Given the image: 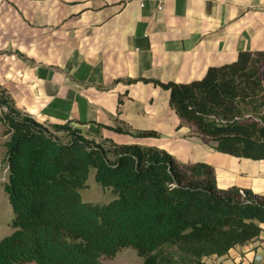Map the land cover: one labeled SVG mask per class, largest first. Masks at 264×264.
<instances>
[{
	"label": "trees",
	"instance_id": "1",
	"mask_svg": "<svg viewBox=\"0 0 264 264\" xmlns=\"http://www.w3.org/2000/svg\"><path fill=\"white\" fill-rule=\"evenodd\" d=\"M151 82L169 90L179 126L203 143L264 159V51H240L201 79ZM0 123L7 137L3 188L13 211V230L0 238V264H104L102 255L123 247L136 249L144 264H203L261 232L264 194L219 188L209 163L183 162L157 146L97 140L74 120L38 121L16 107L1 83ZM97 124L158 136L123 122ZM91 169L115 194L108 202L82 200Z\"/></svg>",
	"mask_w": 264,
	"mask_h": 264
},
{
	"label": "crops",
	"instance_id": "2",
	"mask_svg": "<svg viewBox=\"0 0 264 264\" xmlns=\"http://www.w3.org/2000/svg\"><path fill=\"white\" fill-rule=\"evenodd\" d=\"M244 50L264 51V0H0V83L19 110L41 122L74 120L97 140L157 146L183 162L209 163L219 188L264 194V159L216 151L189 135L169 90L151 82L201 79ZM261 228L203 264H264Z\"/></svg>",
	"mask_w": 264,
	"mask_h": 264
},
{
	"label": "rangeland",
	"instance_id": "3",
	"mask_svg": "<svg viewBox=\"0 0 264 264\" xmlns=\"http://www.w3.org/2000/svg\"><path fill=\"white\" fill-rule=\"evenodd\" d=\"M189 135H195L190 128ZM6 138L7 137L3 135V126L0 123V238L9 234L13 230V227L11 225L13 220V211L9 204L7 194L5 193L3 188L4 182L8 178V167L3 160L5 152L4 142ZM79 192L81 194L82 200L94 203L108 202L115 196V194L109 188H103L95 181L93 169H91L89 172L86 181V187L80 189ZM101 261L104 264H144V256L132 247H123L111 256L102 255ZM22 264L36 263L23 262Z\"/></svg>",
	"mask_w": 264,
	"mask_h": 264
}]
</instances>
